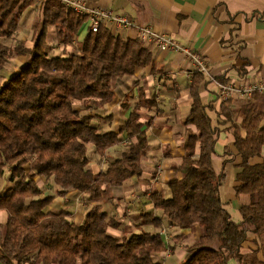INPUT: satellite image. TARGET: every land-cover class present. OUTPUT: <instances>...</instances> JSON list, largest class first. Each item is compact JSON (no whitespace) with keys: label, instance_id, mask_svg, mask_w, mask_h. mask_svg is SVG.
<instances>
[{"label":"trees","instance_id":"trees-1","mask_svg":"<svg viewBox=\"0 0 264 264\" xmlns=\"http://www.w3.org/2000/svg\"><path fill=\"white\" fill-rule=\"evenodd\" d=\"M37 1L0 0V184L7 179L13 185L0 190V212L6 213L0 221V264H166L157 259L168 248L161 233L164 218L179 231L201 230L185 246L180 264H264V96L256 94L238 109L224 103L216 109L201 98L206 78L196 72L186 121L196 132L185 141V155L175 168L181 177L168 181L170 197L152 192L150 203L161 216L143 212L141 221L125 214L129 222L136 220L134 230L125 232L126 221L114 209L124 202L126 181L143 174L151 121H143L141 110L154 109L156 99L139 97L118 132H100L93 120L107 112L125 77L154 65L153 51L109 27L93 33L86 16L59 0ZM36 5L41 34L32 46L14 44L23 15ZM50 27L57 44L76 45L78 51L53 55ZM85 28L87 34L78 41ZM19 57L25 62L12 68ZM223 131L234 137V150L226 148L223 166L236 156L241 160L235 192L246 201L239 208L240 221L222 198L225 170L219 174L214 168ZM125 140L119 158L98 172L91 167L88 145L103 159ZM39 178L52 180L56 194L47 195ZM71 192L94 203L81 224L67 210L50 209L57 196ZM249 242L254 247L244 251Z\"/></svg>","mask_w":264,"mask_h":264},{"label":"crops","instance_id":"crops-1","mask_svg":"<svg viewBox=\"0 0 264 264\" xmlns=\"http://www.w3.org/2000/svg\"><path fill=\"white\" fill-rule=\"evenodd\" d=\"M89 3L111 9L119 15L129 16L140 24L152 25L156 31L164 32L181 45L199 52L210 68V75H205L206 80L201 85L200 96L205 103L214 104L216 109L220 108L221 103L230 109H238L243 102L251 100L236 96L229 101H222L218 96V82L246 85L256 80L264 81V0H89ZM86 34L87 28L82 31L78 41H81ZM122 35L129 39H136V33L133 30L124 32ZM24 43L32 46L33 40ZM151 50L154 54V65L136 70L133 88L129 87V83L125 80L124 84L117 89L113 101L107 105L109 112H106V116H114L113 113L120 108V105H123L119 98L123 99L128 89L134 92L137 99L154 97L157 103L154 109L141 110L143 121H151L147 131L148 155L142 161L143 174L129 179L124 185L123 201L127 200V207L122 205L123 202L114 209L117 217L126 221L124 229L130 231L133 225L127 220V216L132 214V208L139 209L141 213L150 210L153 207L150 203L152 192H163L169 180L181 177L175 168L181 164L185 155V141L191 133L196 132L195 126L186 125L191 113V83L195 74L191 61L183 53ZM15 60H21L24 63L26 57ZM129 116L130 109L124 113V121L120 116L116 117V132ZM126 144L125 140L122 146L126 148ZM227 147L231 151L234 150V137L231 132L223 131L216 145L214 168L219 174L225 170L226 179L222 186L224 202L233 218L240 221L239 208L246 200L236 195L237 179L232 189L226 181L229 169L238 168L241 160L236 156L233 163L224 167V153ZM121 154V150L110 149L105 158H100L102 167L93 169L96 172L101 171L107 167L111 159L119 158ZM257 161L259 160L255 162ZM91 167H93L92 163ZM157 168L162 170L159 177ZM235 177L237 178V175ZM43 182L44 180L39 178V186L42 187ZM11 186H13L12 183L4 179L0 184V190ZM138 188L139 191H136ZM48 194L55 195L50 192ZM62 198L64 203L52 204L51 211L67 210L77 224L83 223L87 213L94 206V203L85 200L84 196L77 192H71ZM153 211L156 213L154 207ZM5 218L6 213L0 212V221L3 222ZM167 223L161 231L164 239L166 226L172 232L176 231V228L168 226ZM120 233L111 232L117 237H120L122 234ZM178 235L180 237L173 238L175 243L171 246L173 251L169 248V238L167 250L161 253L164 254L163 262L166 264H180L185 257V247L176 242L190 237L193 242L200 237L201 230L197 227L194 231H179ZM251 247H254L253 244L247 243L244 251H248ZM169 250L171 253L168 255ZM161 254L157 256L160 261H162Z\"/></svg>","mask_w":264,"mask_h":264},{"label":"built area","instance_id":"built-area-1","mask_svg":"<svg viewBox=\"0 0 264 264\" xmlns=\"http://www.w3.org/2000/svg\"><path fill=\"white\" fill-rule=\"evenodd\" d=\"M65 6L73 9L76 13L88 18V28L93 33H97L102 27H109L115 34L122 35L124 32L133 30L136 39L150 49L160 52L183 53L191 61L193 73L210 75L208 62L204 57L188 47H185L172 39L164 32H158L152 25L140 24L129 16L116 14L113 10L101 6H93L89 0H59ZM219 99L229 101L236 96L252 99L256 94L264 95V81L256 80L246 85H238L233 82H218ZM158 177L162 173L161 168H157Z\"/></svg>","mask_w":264,"mask_h":264},{"label":"rangeland","instance_id":"rangeland-1","mask_svg":"<svg viewBox=\"0 0 264 264\" xmlns=\"http://www.w3.org/2000/svg\"><path fill=\"white\" fill-rule=\"evenodd\" d=\"M43 0H38L37 3H41ZM43 30V23H42V13L39 9V6L36 5L35 7H33L32 9H30L29 11H27L22 19H21V22H20V25H19V29H18V33L16 35V38L12 41L14 44H18V43H24L26 41H34L36 39V37H38L41 32ZM54 28H49L48 30V36H47V40L49 41V43L53 46V51H52V54H59L61 56H67V55H70L72 53H76L78 50L77 48L74 46L73 48H70L69 47H63V45H59L57 44L56 40H55V32H54ZM29 46V45H27ZM24 60V59H22ZM23 63V61L21 60H15V61H12V68H19L21 66V64ZM126 80V82L129 83V87L133 88V84H134V81L136 80L134 76H127L124 78V81ZM126 95L123 97V99L119 98L121 100V103L123 104H126V105H120L119 109H117L113 114L114 116L113 117H109V118H106V119H103L102 116H106L107 113L106 112H100L99 113V116H97L94 120H93V125L95 127H97L99 129L100 132H109V131H115V119L117 116H120V118L124 121V113L127 112L128 109H131L133 108V106H135V104L139 101V99L135 98L134 96V92H131V89H128L127 91H125ZM128 96V97H126ZM128 98V99H127ZM128 102H127V101ZM127 105H129V107L127 108ZM76 107L78 109H81L82 108V104H80L79 102L76 103ZM106 109H109V106L106 107ZM107 112H109L107 110ZM93 114V113H92ZM95 114V112H94ZM116 114V115H115ZM123 115V116H122ZM123 123V122H122ZM123 138V137H122ZM123 142L119 145H117L116 148L117 150H121V152L123 153L126 148L122 146ZM96 154V155H95ZM88 155L89 157H91V163L93 165V168H95L96 170L97 169H100L102 167V160H100V155H98L97 153H95V148L93 145H88ZM98 158V160L96 159ZM239 168H236V167H232L229 169V176L227 178V181L226 183L228 184V186L232 189V186L234 185V181L236 179V175L237 173L239 172ZM7 176H9V169H8V172H7V175H6V178ZM42 180H44V184L42 187L45 188V190L47 192H50V193H54L56 194V186L54 185L53 181L51 180L50 182H46L44 178H41ZM136 191H139V188L136 189ZM164 194L167 196V197H170L171 193L170 191L168 190V187L165 186L164 187V190H163ZM123 195V194H122ZM111 197V196H108V198ZM222 198L224 200L225 196H224V193H222ZM64 203V199L62 197H59L57 196L56 199L54 200V205H60V204H63ZM124 207H127L128 203H127V200L124 201V204H122ZM130 205V204H129ZM64 206V205H63ZM62 206V207H63ZM105 209L109 210V208L111 206H108V205H105ZM133 212L131 214V217H137L138 219L141 220L140 218V210L139 209H134L132 208ZM150 211H153V207L149 210H147L146 212H150ZM156 214L161 216L162 215V212L160 211H156ZM5 217V216H4ZM142 221V220H141ZM131 224L133 225V227L135 228V222L136 220H131ZM167 220L164 218V224H166ZM133 227H131V230H134ZM137 230V229H136ZM125 232H129V230H125ZM139 232V231H137ZM179 233V230L176 229V231H171V229L169 227L166 226V229L164 231V234H165V241L166 242H169V238H170V242H169V248L171 249V251H173V248L171 247L173 245V238L174 237H180L178 235ZM192 237L190 238H187V239H180L178 240L179 242H176V243H179V245H184V247L190 243H192ZM175 244V243H174ZM171 251L169 250L168 251V255L171 253ZM163 256L164 254L162 255L161 254V258H162V261H164L163 259Z\"/></svg>","mask_w":264,"mask_h":264}]
</instances>
